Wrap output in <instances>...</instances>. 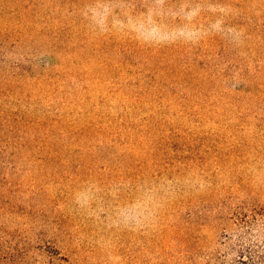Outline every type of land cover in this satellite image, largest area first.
Masks as SVG:
<instances>
[{
  "label": "rangeland",
  "instance_id": "obj_1",
  "mask_svg": "<svg viewBox=\"0 0 264 264\" xmlns=\"http://www.w3.org/2000/svg\"><path fill=\"white\" fill-rule=\"evenodd\" d=\"M0 264H264V0H0Z\"/></svg>",
  "mask_w": 264,
  "mask_h": 264
}]
</instances>
